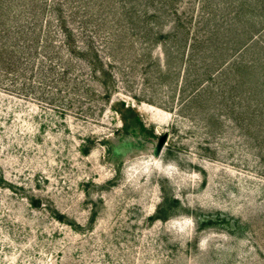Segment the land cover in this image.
Here are the masks:
<instances>
[{"label":"rangeland","instance_id":"1","mask_svg":"<svg viewBox=\"0 0 264 264\" xmlns=\"http://www.w3.org/2000/svg\"><path fill=\"white\" fill-rule=\"evenodd\" d=\"M75 2L0 0V264H264V0Z\"/></svg>","mask_w":264,"mask_h":264},{"label":"trees","instance_id":"2","mask_svg":"<svg viewBox=\"0 0 264 264\" xmlns=\"http://www.w3.org/2000/svg\"><path fill=\"white\" fill-rule=\"evenodd\" d=\"M73 7L76 8V2L75 0H69ZM68 0H34V5L39 7L37 11L41 13L40 20L36 19L37 21L30 23L29 25L38 24V27L35 25L27 28L26 26V32H21V34L24 36V43L25 47L28 49V54H32V48L33 51H37L38 49L42 48V46L39 44V42H43V48H45V45H47L48 42H50L53 39V34L51 27L49 25L51 24H59L60 30L63 32V39L61 41L66 44L71 41L73 36H76V32L74 31V28L67 25L65 13L67 11L66 7H63L66 5ZM116 3V2H115ZM33 4V3H32ZM30 7V6H29ZM32 9V7H30ZM55 11L58 13L56 14ZM76 11V10H73ZM42 26V29H41ZM43 26H46V28L43 30ZM41 30L45 34V39L40 35ZM247 30H243V34L245 35ZM3 33L5 35V38L10 37L11 34H13V30L9 29V27H5L3 29L0 28V33ZM251 35V32H250ZM249 37V34H248ZM240 43H237V45L233 46L234 50H239L241 47V43H245V39L240 40ZM11 45V44H10ZM0 46L6 47L4 41L0 40ZM22 57V56H20ZM45 58V55H43ZM255 84L258 88V92L260 91L262 95H264V74H261L259 76V79L255 80ZM198 89L194 92L197 93ZM251 96V95H250ZM250 98V97H248ZM262 100V101H261ZM262 102L264 100L259 98V101L255 105V111L257 114H261L263 112V106Z\"/></svg>","mask_w":264,"mask_h":264},{"label":"water","instance_id":"3","mask_svg":"<svg viewBox=\"0 0 264 264\" xmlns=\"http://www.w3.org/2000/svg\"><path fill=\"white\" fill-rule=\"evenodd\" d=\"M164 139H165V136H164V135H162V136L159 138L157 144H156L155 147H154V153H158V152H159V150H160V148H161V145H162L163 142H164Z\"/></svg>","mask_w":264,"mask_h":264}]
</instances>
